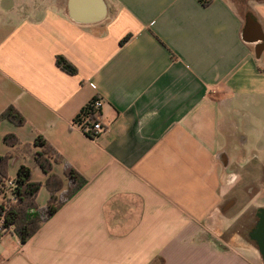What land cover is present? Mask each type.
I'll return each mask as SVG.
<instances>
[{"label":"crops","instance_id":"1","mask_svg":"<svg viewBox=\"0 0 264 264\" xmlns=\"http://www.w3.org/2000/svg\"><path fill=\"white\" fill-rule=\"evenodd\" d=\"M261 36L264 0H0V115L26 119L0 122L8 179L30 168L48 204L39 136L63 190L66 164L87 179L29 241L8 232L0 264H264ZM96 97L93 138L73 122Z\"/></svg>","mask_w":264,"mask_h":264},{"label":"trees","instance_id":"2","mask_svg":"<svg viewBox=\"0 0 264 264\" xmlns=\"http://www.w3.org/2000/svg\"><path fill=\"white\" fill-rule=\"evenodd\" d=\"M57 65L71 75L77 74V69L63 57L57 58ZM4 120L16 126H23L26 123L25 117L14 106H10L0 115V122ZM5 143L16 145L18 139L14 135H8ZM35 145L41 148L35 153V160L49 175L46 184L50 192L48 204L43 208L38 206L37 197L42 184L32 180L30 168L22 166L15 179L16 186L13 191L15 201L10 202L7 209L0 205V215H4V227L6 229L13 227L14 233L22 243L29 241L45 222L87 184V179L82 174L66 164L65 176L68 179V188L63 190V180L52 171L54 163H63L64 158L41 136L36 138ZM10 159L11 156L0 157V184L9 178L7 166Z\"/></svg>","mask_w":264,"mask_h":264},{"label":"built area","instance_id":"3","mask_svg":"<svg viewBox=\"0 0 264 264\" xmlns=\"http://www.w3.org/2000/svg\"><path fill=\"white\" fill-rule=\"evenodd\" d=\"M103 100L94 98L91 100L75 117L74 125L81 129L86 135L96 138L105 133L108 124L103 118ZM15 180L8 179L0 184V205L5 209L10 202L15 201L13 191L15 189ZM4 215H0V240H2L8 232H13L14 228L6 229L4 227Z\"/></svg>","mask_w":264,"mask_h":264},{"label":"water","instance_id":"4","mask_svg":"<svg viewBox=\"0 0 264 264\" xmlns=\"http://www.w3.org/2000/svg\"><path fill=\"white\" fill-rule=\"evenodd\" d=\"M256 24H257L256 19L252 15H249L246 19V26H245V31L243 34V38L246 42H255V41L249 40L248 34L252 26ZM258 30H261L260 26L258 27ZM257 41H261V43L256 48V56L257 58H260L262 53L264 52V36H261L260 38H258ZM254 237L259 241L262 252L264 254V216H263V221L260 227L258 228V231L255 233Z\"/></svg>","mask_w":264,"mask_h":264},{"label":"flooded vegetation","instance_id":"5","mask_svg":"<svg viewBox=\"0 0 264 264\" xmlns=\"http://www.w3.org/2000/svg\"><path fill=\"white\" fill-rule=\"evenodd\" d=\"M256 231H257V230H256ZM256 231H252V232H251V237L254 238V239H255L254 235H255Z\"/></svg>","mask_w":264,"mask_h":264}]
</instances>
